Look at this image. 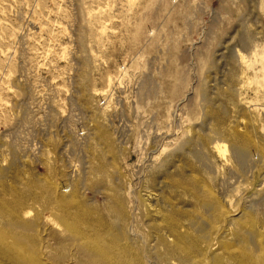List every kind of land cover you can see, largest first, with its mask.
Instances as JSON below:
<instances>
[{
  "label": "rangeland",
  "instance_id": "rangeland-1",
  "mask_svg": "<svg viewBox=\"0 0 264 264\" xmlns=\"http://www.w3.org/2000/svg\"><path fill=\"white\" fill-rule=\"evenodd\" d=\"M263 51L264 0H0V183L71 180L101 210L99 188L86 189L117 180L99 168L168 197L172 170L148 174L152 160L196 131L228 151L220 132L245 134L264 153ZM207 147L188 158L192 178L218 213L262 225L264 209L247 208L264 207V167L241 173Z\"/></svg>",
  "mask_w": 264,
  "mask_h": 264
},
{
  "label": "bare ground",
  "instance_id": "bare-ground-1",
  "mask_svg": "<svg viewBox=\"0 0 264 264\" xmlns=\"http://www.w3.org/2000/svg\"><path fill=\"white\" fill-rule=\"evenodd\" d=\"M258 62L264 75V51ZM223 131H219L224 133L221 138L217 132L214 135L228 140L229 151L223 140L213 141L196 131L178 146L180 153L164 156L161 150L153 158L148 174H160L168 166L172 170L165 172L171 183L168 197L163 195L167 187L161 185L163 191L158 194L147 184L126 183L123 188L119 174H109L103 167L94 170L96 175H115L117 184L109 182V188L101 190V182L96 181L86 189L93 193L99 188L96 195L106 199L101 210L75 197L84 192H79V184L76 186L70 177L65 187L27 182L17 190L0 183V264H264V222L257 226L252 218L245 220V209L233 219L225 210V214L218 213L219 200L202 180H194L189 173V156L201 162V151L207 146L223 160L228 152L241 173L253 174L259 166L264 167V153L255 141L245 134ZM193 147L198 151L189 150ZM252 207L260 213L264 209L257 202L247 209ZM47 212L49 217L43 218ZM49 240L56 247L52 253Z\"/></svg>",
  "mask_w": 264,
  "mask_h": 264
}]
</instances>
